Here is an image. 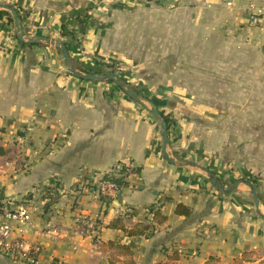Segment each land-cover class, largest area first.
<instances>
[{"label":"crops","instance_id":"0c3cea01","mask_svg":"<svg viewBox=\"0 0 264 264\" xmlns=\"http://www.w3.org/2000/svg\"><path fill=\"white\" fill-rule=\"evenodd\" d=\"M215 3L235 37L250 33L252 17L261 19L264 12V0ZM0 5L20 8L24 40L69 42L70 60L81 74L134 70L126 68L125 56L118 61L108 52L92 18L80 21L64 0H0ZM186 39L192 42V36ZM21 43L3 16L0 205L14 202L12 213L29 217L20 224L0 211L10 242L28 255L37 251V264H264V185L252 187L249 177L231 175V165L190 139L191 126L175 117L182 113L180 106L159 105L160 82L135 73L119 76L138 90L141 99L131 92L132 98L109 81L73 77L55 46ZM152 110L174 123L165 155ZM118 163L137 173L115 199H104L93 185ZM211 180L226 190L238 181L247 185L224 194ZM88 181L92 186H86ZM47 188H56V194H45ZM179 205L191 215H175ZM155 211L163 222L154 219ZM138 226L151 229L128 236ZM0 264L24 263L0 254Z\"/></svg>","mask_w":264,"mask_h":264},{"label":"rangeland","instance_id":"374dc122","mask_svg":"<svg viewBox=\"0 0 264 264\" xmlns=\"http://www.w3.org/2000/svg\"><path fill=\"white\" fill-rule=\"evenodd\" d=\"M64 1L134 69L113 71L160 82L159 105L180 106L175 117L191 126L190 139L231 165V175L264 185V12L240 38L215 0Z\"/></svg>","mask_w":264,"mask_h":264},{"label":"built area","instance_id":"2783aa9c","mask_svg":"<svg viewBox=\"0 0 264 264\" xmlns=\"http://www.w3.org/2000/svg\"><path fill=\"white\" fill-rule=\"evenodd\" d=\"M134 169L128 165H124L118 163L112 170L109 171V175L114 178L121 179L124 183L126 180L134 175ZM85 185V183L83 184ZM92 186V183L89 181L86 182V186ZM95 189V193H97L100 197L113 200L115 199L121 192L118 189L115 183L113 182H103L102 180L93 185ZM1 204V201H0ZM14 202L7 201L3 205H0V211L3 212V215L6 217H10L20 224L26 223L29 221L28 215L25 212L19 211L16 214H13L14 210H11ZM152 209V208H151ZM149 208L146 212L151 211ZM28 255L23 250L20 244L16 242H10V228L7 225L0 226V254L15 263H24V264H37L36 253Z\"/></svg>","mask_w":264,"mask_h":264},{"label":"water","instance_id":"95a60500","mask_svg":"<svg viewBox=\"0 0 264 264\" xmlns=\"http://www.w3.org/2000/svg\"><path fill=\"white\" fill-rule=\"evenodd\" d=\"M0 9L3 11L9 12L10 15L12 16L13 26L16 30L17 39L19 42H22V43H25L28 45H33V44L38 43V42H44L45 44H50L52 46L57 47L61 52V55L63 57L65 65L68 67L69 73L73 77H75L79 80H84V81H112V82L118 84L117 79L114 75L81 74L78 71H76V69L74 68V66L70 60L68 50H67L65 44L62 42L50 43V41L46 38H35L33 40H28V41L24 40V32L20 26V22L18 20L16 11L13 8H11L9 6H5V5H0ZM120 89L129 97L134 98V95L131 92H129L128 90H126L122 85H120ZM150 114L159 121V126H160V130H161V137H162L163 155H165V147L168 143L167 127H166L165 123L162 121V119L159 117L157 111L152 110V111H150ZM211 183L213 186L219 188L224 194L231 193L232 190H234L240 184L247 185L246 181H238V182L234 183L231 188L226 190V189H223L222 187H220L214 180H211ZM251 192H252V195L254 198L253 199L254 200V207L256 210H258V199L256 198L255 191L252 189Z\"/></svg>","mask_w":264,"mask_h":264},{"label":"trees","instance_id":"16d2710c","mask_svg":"<svg viewBox=\"0 0 264 264\" xmlns=\"http://www.w3.org/2000/svg\"><path fill=\"white\" fill-rule=\"evenodd\" d=\"M9 7L13 8L16 11L18 20H19V22H21L22 18H21V15H20V10H18L16 7H13V6H9ZM3 16H6L8 18V23L13 26V20H12V16L10 15V13L7 12V11H0V19ZM63 43L65 44L66 47H68V45H70L69 42H63ZM21 44L24 45V46H27V47L39 45L38 43H35L33 45H28V44L26 45L25 43H21ZM87 74H89V73H87ZM105 75H114L116 77L118 84H116V83H114L112 81H109V82L113 83L118 90L120 89V85H122L125 89H128L130 92L134 93V95H136V97L138 99H141L138 90H136V88L128 86L125 83V81L122 78H120L119 75L115 71L112 70L111 72H109L108 74H105ZM158 115L162 119V121L165 123V125L167 127V136H169L170 131H171V127H172V124H173L172 120L169 117L165 116L160 111H158ZM0 155H4V152H3L2 149H0ZM133 172L137 173L136 170H134ZM102 181L103 182H113V183H115L119 190H122L125 187V185H126V183H124L121 179L114 178L113 176H111L109 174H106L103 177ZM247 181H248V183H250V185H252V187L254 186L253 182H251L249 180H247ZM44 191H45V194L52 195V197L56 194V192H55L56 188H47ZM175 215L189 217L191 215V211L188 208L179 205V206H177V209L175 211ZM153 216H154V219L156 221H158L159 223H161V222H163L165 220L162 217V215L160 214L159 211L153 212ZM150 229H151L150 226H138L136 231L128 232V236H132V237L143 236Z\"/></svg>","mask_w":264,"mask_h":264}]
</instances>
